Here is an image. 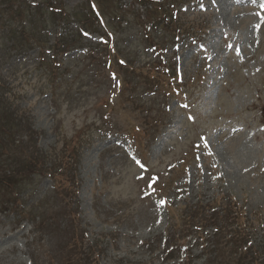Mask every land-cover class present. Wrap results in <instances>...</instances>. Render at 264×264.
Masks as SVG:
<instances>
[{
  "label": "rangeland",
  "instance_id": "1",
  "mask_svg": "<svg viewBox=\"0 0 264 264\" xmlns=\"http://www.w3.org/2000/svg\"><path fill=\"white\" fill-rule=\"evenodd\" d=\"M177 7L180 18L185 10L189 15L182 20L193 17L202 34L182 32L174 51L147 66V81L165 73L159 78L162 100L144 103V93L155 88L120 65L115 71L133 84L115 97L110 70L93 56H79L82 50L59 56L62 67L51 76L25 74L35 53L15 62L0 57V76L9 75L13 63L20 70L11 81L17 77L23 94L18 102L29 110L26 116L16 111L17 100L0 108V114L15 113L6 121L0 173L5 184L16 182L11 189L28 209L51 206L46 227L38 231L40 215L5 211L0 187V264H180L178 252H170L175 240L166 239L168 228L174 234L172 224L185 211L220 195L257 218L251 244L264 257V0H190ZM166 8L174 15V4ZM152 12L140 7L144 17ZM74 20L61 31L74 29ZM161 27L177 31L175 22ZM99 39L93 32L76 43L96 49ZM133 41L141 60L151 62L149 40ZM117 56L135 59L128 51ZM94 65L95 77L89 72ZM51 84L56 95L44 88ZM70 84H83L76 102L62 96L60 87ZM154 117L163 123L150 132L146 123ZM117 118L124 134L100 136V129L117 128ZM64 182L73 189H64ZM6 195L15 198L10 190ZM192 237L179 243L192 246ZM193 254L203 264L202 251Z\"/></svg>",
  "mask_w": 264,
  "mask_h": 264
},
{
  "label": "trees",
  "instance_id": "2",
  "mask_svg": "<svg viewBox=\"0 0 264 264\" xmlns=\"http://www.w3.org/2000/svg\"><path fill=\"white\" fill-rule=\"evenodd\" d=\"M100 1L106 11L101 9V5L97 0H90V5L80 4L73 8L66 4L65 0H0L1 59H12L15 62L19 56L25 57L31 52L38 54L31 64L23 67V69L28 68L25 74L30 72L35 77L42 74L51 76L55 74L56 69L59 70L62 67L61 58L58 57L63 56L66 50L81 46V44L76 43L79 36L83 37L82 33L77 36V32L81 29L104 32L103 36L108 41L114 40V44L115 41L128 40V44L121 46L119 49L115 45L116 48L114 47L113 50L117 53L132 51L136 53L138 58L141 49L134 47L132 44L136 25L135 20L146 18L143 14H140V7L145 11L148 6L155 10V12L149 13V17L152 16L151 21L154 23L151 25V34L152 37H155L153 41L160 40L155 46L159 50H167L168 46L165 41L153 35L158 33L157 26L159 24L164 23V21L171 23L173 19L168 14L167 3L175 5V2H182V0H132L130 3L127 0H115L113 5L110 4L109 0ZM72 18L75 19L76 22L73 23H77L78 27L76 26L66 33L62 32L61 29H67L71 25ZM108 49L111 50L112 48L109 47ZM103 63L105 62H100V64ZM148 64L150 62H140L135 67L141 68L144 73V67H147ZM119 65L135 68V62L132 59L121 61ZM21 66L22 63H19L17 69H20ZM38 70H41V72L39 73ZM19 71L15 69L13 63L11 73L0 76V108L8 104V101L15 102L17 100L16 111H21V114L26 116L29 113L28 108L22 107L18 102L23 94L18 91L17 77L13 79V82L11 81ZM139 77L145 78L143 75H139ZM51 85H44L45 90L58 89L57 86ZM64 86L60 88H62V96L66 99L76 102L82 97L83 84ZM76 89L80 92L79 94H77ZM97 90L100 91L101 88L98 87ZM53 93L56 95V91ZM156 94L157 91L154 95ZM144 98L147 100L148 96L144 95ZM13 114H15L14 110H5L0 114V134H2L0 153H5V148L7 149L3 140L7 139L8 136L3 134L8 127L6 121ZM155 120L157 121L153 122L154 129L159 127L160 122L158 119ZM103 133L105 134V132ZM44 172L48 171L43 169L41 173ZM7 173L12 176V169H7ZM32 174L31 171H28L30 177L27 179L34 182L31 178ZM6 184L3 175L0 173V187L5 190L3 202L5 211L13 210L17 213L20 211V213L32 217L40 215L39 220L35 221V226L38 227V231L46 227V218L47 214H50L48 211L51 206L47 208L45 204L40 203L28 209L25 203L19 200L21 198L20 193L14 195L16 189H11L16 185V182ZM62 187L71 190L73 184L67 186L64 182ZM8 190L13 192L15 198L6 195ZM67 199L64 195V202L66 206H69ZM40 209L43 210L39 212ZM185 212L181 220L179 219L172 224L174 234L169 232L168 227L165 234L167 235L166 239L175 240L173 244L175 246H172L170 252H178V254L181 253V247L188 243V236H193V245L184 247L185 254H180V264H196V256L193 254V250L202 251L201 255L205 258L203 264H247L249 262L264 264V257L261 252L250 243L257 218L254 216L248 217L237 200L226 196H218L210 202L201 201V203H197ZM169 225L171 226V222ZM181 239H184L186 243L180 244Z\"/></svg>",
  "mask_w": 264,
  "mask_h": 264
}]
</instances>
